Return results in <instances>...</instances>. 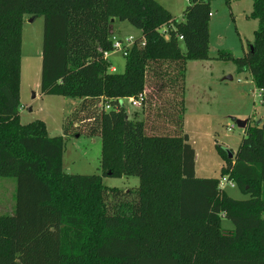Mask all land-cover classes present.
<instances>
[{"label":"trees","instance_id":"16d2710c","mask_svg":"<svg viewBox=\"0 0 264 264\" xmlns=\"http://www.w3.org/2000/svg\"><path fill=\"white\" fill-rule=\"evenodd\" d=\"M189 4L176 22L156 0H0V178L17 184L14 214L0 215V264H264V128L248 120L234 158L219 147L222 175L249 199L196 176L186 66L209 58L212 11L205 0ZM27 15L45 19L41 93L82 100L63 136L40 120L20 123ZM251 17L259 25L246 57L225 59L250 72L264 102V0H253ZM113 19L142 31L123 73L104 57L115 51ZM172 23L167 39L161 29ZM140 95L142 120L121 103ZM83 135L101 138L105 176L140 185L120 190L100 175L67 173L66 137Z\"/></svg>","mask_w":264,"mask_h":264},{"label":"rangeland","instance_id":"374dc122","mask_svg":"<svg viewBox=\"0 0 264 264\" xmlns=\"http://www.w3.org/2000/svg\"><path fill=\"white\" fill-rule=\"evenodd\" d=\"M168 10L176 22L185 21L188 0H156ZM210 19L209 58L204 61H189L185 79L184 131L196 150V176L198 178H228L222 175L227 164L219 147L236 154L245 129L239 122L250 120V125L264 128V102L261 92L255 87L249 71H239L227 55L235 59L246 57L255 42L259 22L251 17L253 0H212ZM44 16H25L21 56V109L20 123L29 125L42 121L49 136H63L66 119L81 103L80 98L43 95L42 54L44 45ZM176 23H172L175 26ZM111 38L126 42L133 37H142V31L128 21L118 19L111 24ZM167 26L161 30L166 31ZM180 46L185 52V44ZM110 68L115 73L125 71L123 51L110 52ZM232 77V80L227 78ZM39 83V86L37 84ZM130 118L142 120L143 108H135L128 100L121 102ZM102 141L100 137L69 136L65 141L64 169L74 175H100L109 188L129 190L140 185L138 177L105 176L101 166ZM223 182V190L236 200H247L235 183ZM233 184V185H232ZM17 184L14 178H0V215H13L16 205ZM264 199V190L262 194ZM225 231L234 229V224L223 219Z\"/></svg>","mask_w":264,"mask_h":264},{"label":"built area","instance_id":"2783aa9c","mask_svg":"<svg viewBox=\"0 0 264 264\" xmlns=\"http://www.w3.org/2000/svg\"><path fill=\"white\" fill-rule=\"evenodd\" d=\"M205 1L211 2L212 0H205ZM188 2L190 3V0H188ZM211 16H212V14H211ZM172 28L174 29L175 26H172V24H171V25L167 26L166 31H164V32L162 31L167 39L170 38V35H169L168 31H169V29H172ZM179 38H180V40H183L182 36H180ZM129 39L130 40H127L126 42H123L122 40L112 39L113 40L114 49L116 51L117 50L118 51L119 50L123 51L124 56H126L128 54V52H129L130 48L134 45V43L136 41V39H134L133 37H131ZM109 55H110V52H105L104 57L108 60L109 59ZM112 71L116 72V68L112 67ZM124 100H128L135 108H142L143 107V105H142L143 104L142 95H140L139 97H131V98H127V99H124ZM104 107H105L106 110H110L111 109V106L109 104H104ZM222 181L230 182L227 178H224L223 180H221L220 186H221L222 189H223V182Z\"/></svg>","mask_w":264,"mask_h":264},{"label":"water","instance_id":"95a60500","mask_svg":"<svg viewBox=\"0 0 264 264\" xmlns=\"http://www.w3.org/2000/svg\"><path fill=\"white\" fill-rule=\"evenodd\" d=\"M112 22H114V19L112 20ZM228 80H232V77H229L227 78ZM248 125V121H242V122H239V126L243 129H245ZM228 153H229V158H234V154L228 150Z\"/></svg>","mask_w":264,"mask_h":264},{"label":"crops","instance_id":"0c3cea01","mask_svg":"<svg viewBox=\"0 0 264 264\" xmlns=\"http://www.w3.org/2000/svg\"><path fill=\"white\" fill-rule=\"evenodd\" d=\"M114 22H115V20H114ZM111 55V54H110ZM110 55H109V59H110ZM108 59V60H109ZM110 61V60H109ZM110 64H112L111 62H110ZM111 66V65H110ZM113 67H115V66H113ZM116 68V67H115ZM111 72H113L112 70H110ZM115 73V72H114ZM37 86H39V83L37 84ZM40 87H41V84H40ZM81 102H82V100H81ZM52 137V136H51ZM191 142V141H190ZM232 230H234V229H229V230H227V231H232Z\"/></svg>","mask_w":264,"mask_h":264}]
</instances>
